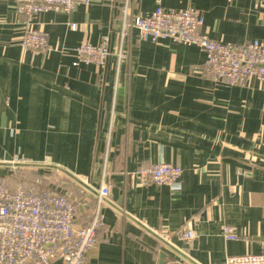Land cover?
Wrapping results in <instances>:
<instances>
[{
    "label": "crops",
    "instance_id": "1",
    "mask_svg": "<svg viewBox=\"0 0 264 264\" xmlns=\"http://www.w3.org/2000/svg\"><path fill=\"white\" fill-rule=\"evenodd\" d=\"M121 1L28 20L15 0H0V175L12 190L41 178L71 192L75 223L87 225L110 131V195L88 264H224L264 252V89L254 78L245 86L212 81L197 46L141 41L135 31L122 40ZM159 6L199 10L214 40L264 41V0H134L132 10L145 16ZM30 29L47 34L46 49L21 46ZM105 37L111 51L125 52L118 73L114 56L100 67L74 64L80 43ZM156 162L181 168L178 191L138 183L136 171ZM24 163L64 169L95 193L56 168ZM224 226L238 238L226 239ZM183 229L195 236L180 238Z\"/></svg>",
    "mask_w": 264,
    "mask_h": 264
},
{
    "label": "built area",
    "instance_id": "2",
    "mask_svg": "<svg viewBox=\"0 0 264 264\" xmlns=\"http://www.w3.org/2000/svg\"><path fill=\"white\" fill-rule=\"evenodd\" d=\"M19 14L28 20L47 12H72L79 4H90L92 0H15ZM134 0H122L119 7L120 36L135 31L141 41L161 43L171 39L185 45L197 46L205 53L202 73L212 81H222L229 85L245 86L254 78L264 89V41L251 40L243 44L214 40L202 32V13L187 7L182 10L157 7L145 16L134 14ZM75 29V24H71ZM109 39L101 44L88 41L75 48L74 64L85 63L103 66L108 57L116 59L118 67L125 61V52L120 47L116 52L109 49ZM20 44L23 48L44 50L48 47L47 34L43 30L30 29L23 33ZM114 102V101H113ZM113 106L110 117L113 116ZM110 131L106 137V147L98 163L101 185L97 192V204L89 224L76 225L77 203L71 192L58 191L43 185L37 178L33 185H19L9 188L4 176L0 175V264H88L87 254L97 241V229L103 219L100 206L110 195L106 185L108 174V148ZM182 170L178 165L156 162L140 167L136 174L138 183L166 185L176 192L180 188ZM222 233L228 240H236L238 234L229 226ZM180 238L190 240L195 235L191 230L177 232ZM224 264H264V252L232 255Z\"/></svg>",
    "mask_w": 264,
    "mask_h": 264
},
{
    "label": "water",
    "instance_id": "3",
    "mask_svg": "<svg viewBox=\"0 0 264 264\" xmlns=\"http://www.w3.org/2000/svg\"><path fill=\"white\" fill-rule=\"evenodd\" d=\"M24 166H31V167H53V168H56L60 171H62L63 173H65L66 175H68L70 178H72L73 180H75L76 182H78L79 184L83 185L84 187H86L87 189H89L90 192L92 193H95V191L93 189H91L88 185H86L85 183H83L81 180H79L77 177H75L74 175L70 174L69 172H67L66 170L64 169H61V168H58L56 166H51V165H45V164H27V163H24L22 164ZM116 194H117V190L114 189L113 190V196L116 197ZM173 249V248H172ZM177 262H180L181 261V258L179 257H176L175 258ZM177 264V263H175Z\"/></svg>",
    "mask_w": 264,
    "mask_h": 264
},
{
    "label": "trees",
    "instance_id": "4",
    "mask_svg": "<svg viewBox=\"0 0 264 264\" xmlns=\"http://www.w3.org/2000/svg\"><path fill=\"white\" fill-rule=\"evenodd\" d=\"M5 177V176H4ZM6 178V177H5ZM7 179V178H6ZM8 181V180H7Z\"/></svg>",
    "mask_w": 264,
    "mask_h": 264
}]
</instances>
